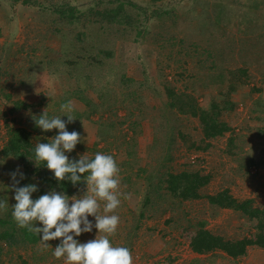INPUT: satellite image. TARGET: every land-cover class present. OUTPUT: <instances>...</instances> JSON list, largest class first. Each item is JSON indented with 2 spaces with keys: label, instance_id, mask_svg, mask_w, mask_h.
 <instances>
[{
  "label": "rangeland",
  "instance_id": "1",
  "mask_svg": "<svg viewBox=\"0 0 264 264\" xmlns=\"http://www.w3.org/2000/svg\"><path fill=\"white\" fill-rule=\"evenodd\" d=\"M94 1L72 0L82 9L92 5ZM134 2L135 5L130 6L132 10L141 13L143 8L148 11L150 18H144L146 16L144 14L142 23L143 28H149L152 33L156 31L157 24L166 26L167 23L177 22L182 25L181 16L185 12L191 13L194 29L188 31L194 32V38H196V30L200 32L203 28L206 31L210 30L212 25L210 22L216 16H228L229 20L231 19L230 31L236 34L242 31L248 34L250 29L255 27L254 25L264 21V0H134ZM153 10L159 12L162 17L151 16ZM223 22L224 20L221 24H224ZM131 34V36L135 35L134 32ZM179 34L183 37V33ZM101 35L102 33L99 34ZM69 36L58 33L46 24H41L37 10L24 7L21 0H0V201L7 204L6 208L0 209V218L11 220L8 221L9 223L0 224V264H65L64 258L57 259L53 255L54 248L60 244L61 238L48 241V246L45 248L39 234L34 232L40 238L37 242L24 240L22 228L13 222L15 219L12 211L16 201L14 181L10 174L16 172V179L25 183H28V176L25 173L24 163L13 154L5 153L4 150L9 137L8 122L16 127L31 130L35 144L49 143L58 134L57 129L49 131L36 129L35 120L44 111L48 113L49 118L55 117L54 114H58L57 110L63 103L59 106L54 104L60 103L63 90L66 89L67 96L70 95V90L78 86L77 79L69 74L75 67L71 62L76 61L78 56L85 55L84 53L92 46H90L91 41L77 42ZM90 36L98 41L96 30H88L87 38ZM149 40L150 43L153 42V39L149 38ZM116 41L114 47L118 61L126 62L124 71L128 76L141 79L143 68H147L154 79H157V54L148 40L142 39L137 43L121 39ZM254 47L260 54L258 57L261 62H256V65L251 67L250 76L243 82L234 83L236 89L231 93L230 98L237 103L236 109L224 116L228 122H231L236 133L244 134L246 139L244 147L238 150L237 155L228 153L229 132L212 141L213 146L207 150L188 148L185 142L178 138L170 148L168 156L172 158L170 163L168 160H164L163 163L166 165L169 163L173 171L202 169L211 172L213 175L211 182L203 189L206 194H214L228 188L236 198L253 199L255 206L264 207V167L252 165L240 171V165L247 163L248 159L259 160L264 156V63H262L264 59H261V55L264 56V44L260 41ZM164 55L166 56L165 53L160 55L162 64L168 63ZM181 68H187L193 73L199 65L190 63L184 64ZM181 68L176 67L172 62L170 68L166 67L168 73L166 77L177 91L184 90L185 82L177 81L175 75L176 72L181 71ZM196 74L200 73L196 72ZM218 89L217 86L208 90L202 88L198 101L207 105L210 94L215 95ZM146 94L149 95L147 101L150 106L160 107L167 99L164 93L157 95V91L156 94L146 91ZM195 94L197 95V92ZM88 96L95 101V104L98 103L99 99L93 92L89 91ZM15 100H24L30 103L31 107L21 108L14 113L9 112ZM69 101L75 111L82 114L77 121L76 129L81 136L82 146L75 147L66 154L69 160H79L83 155L90 158L95 156L94 150L96 152L99 150V153L112 155L120 169L121 203L114 213H109L119 216V226L115 235L110 237V242L114 246L130 249L133 264H189L195 257L199 258L196 264H264V249L256 246H250L248 254L238 259H231L226 255L214 258L207 254L199 256L192 251L189 240L182 231L185 227L193 231L197 230L199 222H205L213 232L228 238H239L255 230L248 217L232 209L212 208L205 198L185 201L175 206L168 202L164 205L166 209L158 211L156 215H151L152 211H148L145 216H140L145 182L138 183L137 188L135 186L130 188L122 181L128 173L120 164L132 158L127 152L129 143L134 144V140H136L135 160L141 166L157 165L159 162L157 160L162 155H167V148L165 149L163 143L154 144L157 126V122L153 119L155 114L148 113L149 118L141 119L138 110L131 109L129 112L128 109L119 107L91 111L75 95H70ZM60 114L67 119L64 112L61 111ZM137 120L141 123L134 129L133 122H138ZM184 128L192 135V139L198 138L201 134L197 118L185 120ZM20 173L23 174L24 179H20ZM32 178L33 181L38 182L36 176L32 175ZM42 186L46 188V194L56 191L45 185ZM86 192L87 183L78 185L69 197L79 198L91 194ZM36 196L34 192L32 199H37ZM69 203L71 204V200ZM99 203V214L104 215L105 202L99 201ZM89 220L95 224V217L89 216ZM168 220L171 222L168 223ZM12 223L16 229H13ZM35 226L42 225L36 222ZM5 231H8L7 235H3ZM100 235L103 233H98L93 227L91 232L82 233L74 239L86 243Z\"/></svg>",
  "mask_w": 264,
  "mask_h": 264
},
{
  "label": "trees",
  "instance_id": "2",
  "mask_svg": "<svg viewBox=\"0 0 264 264\" xmlns=\"http://www.w3.org/2000/svg\"><path fill=\"white\" fill-rule=\"evenodd\" d=\"M21 1L24 7L37 10L41 24H46L63 35L69 34V38L71 37L77 42L91 41L92 48L84 53L87 56H78L76 61L71 60L75 67L69 74L77 79L78 86L70 90V95H75L91 111L124 107L129 112L131 109L132 111L138 110L141 119L149 118L150 113L155 114L153 119L157 122V126L154 144L163 143L165 149L167 148V155H162L157 160L159 161L157 165L141 166L135 160L134 145H136V140H134V144L129 143L127 152L128 156L132 158L126 159L120 164L128 173L122 178V181L127 183L130 188L145 182L140 216H145L148 211H152L151 215H156L158 211L166 209L164 205L168 202L175 206L176 204L181 205L185 201L205 198L212 208L232 209L248 217L255 230L239 238H228L223 234L213 232L205 222H199L197 230L193 231L185 227L182 231L189 240V246L193 252L199 256L207 254L214 258L226 255L231 259H238L248 254L250 246L264 249V207L255 206L253 199L240 200L236 198L228 188L214 194H206L203 189L211 182L213 177L211 172H205L202 169L173 171L168 165L172 159L168 157L170 148L178 138L182 139L188 148L207 150L213 146L212 141L229 132L227 152L237 155L238 150L244 147L246 141L244 134L236 133L231 122H228L224 116L231 114V111L236 109L237 103L230 98L231 93L236 89L234 83L243 82L250 76L251 67L256 65V62H261L258 57L260 54L254 46L260 41L264 44V21H259L257 25H254V31L250 29L248 34L246 31L236 34L230 31L231 19L229 20L228 16H216L210 22L212 24L210 30L206 31L205 28L201 32L196 30V38H194V32L188 31L194 29L190 12L182 14V25L177 22L167 23L166 26L157 24L155 25L156 31L152 33L149 28L145 27V30L142 23L144 14L146 15L144 18H150L148 11L143 8L141 13L132 10L130 6L135 5L134 0H95L85 9L74 4L72 0ZM160 15L156 10H153L151 14L158 18L162 17ZM222 20H224V24H221ZM88 30H96L98 36L102 33L98 37L100 43L92 36L87 38ZM133 32L135 35L131 36ZM179 33H183V37ZM149 38L153 39V42L150 43ZM118 39L131 40L134 43L142 39L148 40L156 52L153 48L152 50L157 54L156 80L147 68H143V78L141 79L126 74L124 70L127 64L118 61L114 47ZM163 53L166 54V56L164 55L168 62L166 64H162L161 61ZM261 59H264L263 55H261ZM171 62L178 68L190 63L199 65V68L193 73H190L187 68H181V71L176 72V80L185 82L184 90L177 91L166 77L168 74L166 67L170 68ZM262 63L264 62L262 61ZM196 72L200 74L197 75ZM53 74L57 76L55 72ZM55 76L53 77L56 78ZM215 86L219 88L218 92L215 95L214 93L210 94L207 105L201 104L198 101L199 95L201 96L200 90L202 88L208 90ZM89 91L98 97V103L95 104V101L88 96ZM146 91L155 94L157 91V95L164 93L167 99L160 107L150 106L147 101L149 95L146 94ZM63 93L60 96V103L57 102L54 105L59 106L61 103L70 102V95L66 96V89L63 90ZM24 107L30 108L31 104L24 100H15L9 112L14 113ZM57 111L58 114H54V116H61L60 118L63 120V114H60L61 107ZM71 114H74L72 115L74 120L71 123H66V129L69 132L76 131L77 121L82 116L75 111L74 107ZM66 118L64 121L68 120L67 116ZM189 118L199 120L201 134L196 139H192V135L184 128L185 120ZM140 123V121L133 122L132 127L136 129ZM35 127L38 130L40 128L36 124ZM7 131L9 137L4 152L13 154L23 162L26 176H28V183L20 182L18 187L35 184L38 188V191L35 192L36 197L39 198L40 195L46 194V188H43L42 185L70 196L78 185L86 183L83 178L75 186L67 179L58 181L54 177V173L47 168L46 162H36L34 160L36 144L33 141L31 130L16 127L8 122ZM80 146H82L81 142L76 145V147ZM97 152L94 150V153ZM67 153L69 152L65 154ZM164 160H168L169 163L166 165L163 163ZM252 165L264 167V156H261L259 160L248 159L247 163L240 165V171H243L242 168ZM32 175L38 178V182L32 180ZM83 175L86 178L88 173ZM8 221L11 222V220ZM8 221L0 218V224L9 223ZM170 222L171 220H168V223ZM12 227L16 229L13 223ZM22 230L25 235L24 240L37 242L40 239L38 235L27 228H22ZM7 234L8 231L3 233V235ZM198 259L195 257L189 264H196Z\"/></svg>",
  "mask_w": 264,
  "mask_h": 264
},
{
  "label": "clouds",
  "instance_id": "3",
  "mask_svg": "<svg viewBox=\"0 0 264 264\" xmlns=\"http://www.w3.org/2000/svg\"><path fill=\"white\" fill-rule=\"evenodd\" d=\"M61 111L67 115L64 121L55 116L49 118L44 113L35 123L44 131L59 130L49 143H38L35 146V161L46 162V166L54 173L58 181L70 180L75 186L83 178L87 183V192L82 197H69L65 193L50 191L33 200L32 194L38 191L35 184L16 187L20 180L17 173H11L15 191L12 216L17 225L40 235L47 248L48 241L61 238L54 248L53 255L64 258L65 264H133V256L127 247L114 246L110 237L114 236L119 226V216L114 213L119 207L120 169L112 155L96 153L94 158L85 155L78 161L69 160L65 154L75 149L81 142L78 132H69L66 123H71L73 105L71 102L61 105ZM88 173L85 178L83 174ZM20 179H24L20 173ZM71 200V204L69 201ZM104 201V215L99 214L100 203ZM6 202L0 201V209L6 208ZM95 217V224L89 220ZM40 222L41 227H36ZM95 227L98 233H103L93 240L81 243L74 237L91 232Z\"/></svg>",
  "mask_w": 264,
  "mask_h": 264
}]
</instances>
